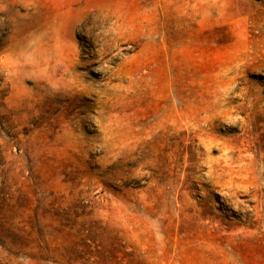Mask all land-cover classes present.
Masks as SVG:
<instances>
[{
    "label": "rangeland",
    "instance_id": "1",
    "mask_svg": "<svg viewBox=\"0 0 264 264\" xmlns=\"http://www.w3.org/2000/svg\"><path fill=\"white\" fill-rule=\"evenodd\" d=\"M0 264H264V0H0Z\"/></svg>",
    "mask_w": 264,
    "mask_h": 264
}]
</instances>
